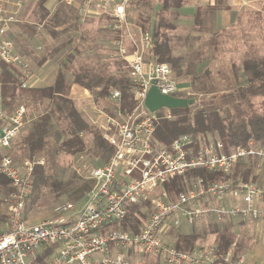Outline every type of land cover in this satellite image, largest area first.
<instances>
[{
	"label": "built area",
	"instance_id": "1",
	"mask_svg": "<svg viewBox=\"0 0 264 264\" xmlns=\"http://www.w3.org/2000/svg\"><path fill=\"white\" fill-rule=\"evenodd\" d=\"M6 1L0 0V62L17 68L20 88L31 89L37 74L10 36L18 16L5 6ZM62 1L82 4L80 21L91 10L111 20L115 48L111 57L123 62L138 105L132 112L115 116L96 102L93 92L72 85L71 99L82 105L86 99L92 100V122L114 152L104 164L91 169L93 187L80 206L65 201L57 204L48 218L32 222L25 211L34 169L44 159L19 162L6 152L25 127L27 108L20 104L8 111L0 94V175L11 187L8 195L0 196V264H257L245 254L235 255L233 249L223 253L217 244L182 251L165 239L182 222L193 224L204 216L264 221V207L259 205L263 186L252 180L234 185L232 179L205 184L202 178H194L187 192L172 199L163 184L196 167L229 174L244 160H264V145L251 140L245 146L227 149L218 139L196 146L188 134L169 145H156L157 116L145 105L148 91L154 85L163 94L177 96L180 84L168 63L150 58L157 47L156 38L129 20L128 9L135 0ZM21 5L22 1H17V8ZM120 95L113 89L109 96L117 101ZM86 109L82 113L87 116ZM164 109L170 118L171 109ZM228 198L235 202L227 203ZM146 202L151 205L146 223L137 231L122 226L130 206Z\"/></svg>",
	"mask_w": 264,
	"mask_h": 264
},
{
	"label": "trees",
	"instance_id": "2",
	"mask_svg": "<svg viewBox=\"0 0 264 264\" xmlns=\"http://www.w3.org/2000/svg\"><path fill=\"white\" fill-rule=\"evenodd\" d=\"M182 2L183 0H162L160 12L157 13L153 25V36L157 40V47L150 56V58L155 61L170 64L173 70H177L178 73L182 71L180 64L182 57L172 54L170 38L163 31L167 32V30L173 31L176 29L177 26L175 21H169L166 13H170V11H172L170 9L180 7ZM138 5L140 4L137 3V6ZM145 5L146 8L149 10L151 9L149 2L145 1L144 7ZM47 16L48 13H45L42 19L47 20L50 24L48 27H50L52 33H55L57 27L62 26L71 18L70 14L68 15L63 7H60L52 18L47 19ZM139 18L143 28L147 30V24L151 23L152 15L145 10L140 12ZM75 19L77 23H79V14ZM27 28V32L29 33L28 36L33 38L35 36V28L32 26H28ZM243 71L246 76L243 81H240L238 76L234 77L236 82L234 90L229 91L223 96H211L210 101L203 106H199L201 100L200 94L212 90H208L204 83L202 84V88L198 87V91L194 88L193 84H190L193 92L192 95L179 92L177 96L194 98L195 103L184 108L171 109L172 115L170 118L166 117L165 109L156 112L157 120L155 122L156 128L154 132L156 145H169L175 138L188 134L195 139L196 146H198L200 142L210 143L211 141L207 139L209 135H217L218 133L219 139L225 143L227 149L230 147L245 146L251 140L254 141L256 145L263 146L264 57L260 59L256 57L248 58L244 63ZM18 74L19 71L17 68L0 62V94L3 98L9 94H11V96L15 94L14 85L17 86L18 90L22 89L20 88V82L17 78ZM71 75L72 78L71 81H69L66 74L59 71L51 84L39 89L38 93L42 99L48 100L46 104L47 108H45V113L36 119L32 128L24 136L21 147H25L31 157L38 153H43L45 152L47 142H49L48 136L53 134L57 138V142H59V149L62 151L70 154H77L90 147V152L106 160L113 154V148L103 138L100 129L93 124L87 116L82 114L76 103L69 98L67 93L68 87L70 82H75V84L94 92L96 102L104 108H110L111 113L118 116L119 112L122 114L132 112L138 105V100L130 88L129 76L127 72H124L107 77L104 74H95L90 69L86 68H82L80 71H74ZM113 89H117L121 92L120 98L117 101H113L109 96ZM101 98L110 99L114 103L111 106H107L102 103ZM236 103L245 104L249 112L248 115L245 116V112H241L238 109L240 106H235ZM3 106L8 111H11L9 109L10 107L5 103V100ZM59 120L63 121L64 125L62 127L58 124ZM81 133L93 135L92 144L90 146H88V142L81 137ZM250 170L251 169L247 171L246 176H248ZM232 172L224 174L222 172H212L205 168L196 167L189 169L183 175L175 176L164 182L163 186L170 197L176 199L180 193L187 192L190 187V183L189 185L188 183L186 184V182L183 184V176L186 178L190 176L202 178L205 184H209L218 180H230ZM246 179L247 177L244 180L246 181ZM237 182L238 181H235L234 185H237ZM57 186L58 183L56 181L50 180L45 166L37 165L35 167L33 172V192L41 187H51L53 189ZM92 187L93 182L91 179L84 180L83 178H78L75 183H66V185L62 187L63 191L56 190L55 188L53 190L59 191L58 194L68 193L72 200H85L86 195L90 192ZM10 191L8 179L0 175V194L8 195ZM138 206L140 205L130 206L126 220L130 219L131 214L135 212ZM213 217L217 218L215 215H212L204 216L202 219H206L205 223L207 226H210L211 231L218 233L216 244L218 245L219 251L225 253L234 244L235 240V234L229 232V227L232 223L227 219L229 217L224 218V221L227 219L225 222H219L223 220H219L218 218V221H215L212 219ZM132 228L133 230H138L135 226H132ZM205 232L206 230L203 233ZM200 236V232L180 235L174 246L177 250L191 251L196 248V239ZM234 254L236 255L235 251Z\"/></svg>",
	"mask_w": 264,
	"mask_h": 264
},
{
	"label": "rangeland",
	"instance_id": "3",
	"mask_svg": "<svg viewBox=\"0 0 264 264\" xmlns=\"http://www.w3.org/2000/svg\"><path fill=\"white\" fill-rule=\"evenodd\" d=\"M17 1L19 0H16L15 2L7 0L5 6L8 7V4L10 3L17 4ZM59 3H61L60 0ZM70 13L71 12H68V15ZM73 13L74 15H70L71 18L66 22V27L64 25L57 27L55 33L51 32L50 27H48L50 24L44 19V26L38 32L36 37L34 36L27 41L19 40L18 42L13 39L16 47L18 44L25 45L27 50L32 53L31 58L32 60H35L34 64L29 61L28 63L34 72L37 71L41 74V77H44V84H41L35 89L28 90H18L17 86L14 85L15 94L13 96L9 94L4 98L5 103L10 107V110H13L19 104H24L27 108V122L25 128L6 152L11 154L19 162L26 158L44 159V163L40 165L46 167L50 180L58 183V186L54 188L59 191L62 190V187L65 186L66 183H75L78 178H83L84 180L90 179L89 176L91 169L95 166L102 165L105 158L90 152V147L77 154H70L62 151L59 149V142H57V138L53 134L48 136L49 142H47L45 152L43 153H38L31 157L25 147H21L24 136L32 128L36 119L45 113V108H47L46 104L48 103V100L42 99L38 93L39 89L46 87V84L51 83L59 71L65 73L69 81H71L72 78L71 73L74 71H80L82 68L90 69L95 74H104L107 77L126 72L123 62L111 57L115 51L112 44L114 33L109 28L111 20L100 14L89 13L83 22L79 21L81 23L79 24L75 19V12ZM38 14L40 16L42 13ZM43 15L44 13L42 16ZM130 16H133L131 20L132 24L137 26L141 24V20L135 9H131ZM166 16L169 21L174 20L173 16ZM48 18L49 14L47 16V19ZM255 19L258 23L259 18L256 17ZM204 27L208 28V25L205 24V20H202L199 22L196 29L201 28L202 30H205ZM46 32H49L51 35L58 37L59 39L63 38L58 42L59 45L57 44L58 46L56 45V48L51 49L50 46H45V43L47 42L45 38ZM163 32L170 38L172 54L182 57L180 63L182 71L178 73L177 70H173V76L177 78L180 84V92L192 95L193 92L190 84H193L197 91L198 87L202 88L203 83L207 86L208 90L212 89L209 92L200 94L201 100L199 106L208 103L213 95L223 96L229 91L234 90L236 87V82L234 80L235 76H238L240 81L245 79V72L242 71L244 69V64H231L232 60L238 61L243 60L244 58V63L247 59V55H255L257 59L264 57V17H262L260 21V40H258L257 33L253 40V36L249 35V40H252V42L250 43V46H248V49H244L239 45L241 41L245 40L246 36H239L237 37L239 39H235L234 35H232V38L228 33H219L218 35L211 33V35L206 33V31L203 33L189 31L186 33H178L171 30ZM253 41H255V47ZM47 55H49V59L45 64ZM74 83L75 82H70L69 84L67 93L70 95V89ZM78 88L84 90L85 87L79 86ZM101 99L102 103L107 106H111L114 103L109 98V100H107V98ZM71 100L76 103L78 108H82V110L83 108H87V116L88 118L91 116L89 119L92 122L94 115L91 109H89L92 108V100L86 99L83 102V105L77 99ZM257 102L259 103L258 100ZM235 106H240L238 109L241 112H245V116L248 115L249 112L245 104L236 103ZM58 124L60 127L64 125L62 120H59ZM83 138L88 142V146L92 144V134L85 133ZM212 138H214V140L219 138L218 133L217 135L210 134L207 139L214 142ZM182 178H184L183 184L186 182L188 185L189 183L191 185V181L194 179L193 176L188 178L183 176ZM53 189L51 187H41L34 192L32 189L25 211L26 219L28 221L38 222L48 218L52 215L54 207L59 203L72 201L77 206H80L84 201L72 200L68 193L58 194L59 191L57 192ZM150 211L151 205L149 202L140 204L135 212L131 214L130 219L123 222L122 226L131 229H133L132 226H135L137 229H140V227L146 223ZM178 230L180 232H191L192 228L183 224ZM208 238L209 236L204 234L201 238L204 241L199 242L196 248L200 249L205 246L216 244L209 242L210 240Z\"/></svg>",
	"mask_w": 264,
	"mask_h": 264
},
{
	"label": "crops",
	"instance_id": "4",
	"mask_svg": "<svg viewBox=\"0 0 264 264\" xmlns=\"http://www.w3.org/2000/svg\"><path fill=\"white\" fill-rule=\"evenodd\" d=\"M10 1L15 2L16 0H10ZM21 1H22V5L21 7L18 8L16 3L8 4V9L14 12L16 16H18V21L13 24L9 32L10 36L17 42L19 40L22 41L30 40L31 37L28 36L29 33L27 32L28 26H32L35 28V37H36L38 32L44 26L43 25L44 23L42 21L43 13L44 14L48 13L49 14L48 19H50L56 13V11L59 10L60 7H63L66 13L71 12L70 15H74L73 12H75V15L78 16L79 14L78 10L82 6V4L80 3L78 4L76 3L74 5H66L61 0H60L61 3H59V0H21ZM145 1L149 2L151 6L150 10L146 8V5L144 7ZM161 2L162 0H135L134 3L131 4V6L128 9L129 20H132L133 17L130 16L131 9H135L138 16L140 12L147 10L148 13L152 15L151 23L147 24L148 26L147 29L153 35L154 34L153 25L157 13L160 12ZM137 3L140 5L137 6ZM170 10L172 11H170V13L169 12L166 13V15L173 16V19L177 26L176 29L173 30L174 32L186 33L189 31V32L203 33L206 31V33L209 34L212 33L216 35H218L219 33H228L231 35V37L232 35H234L235 39H239L237 38L239 36H246L245 40L241 41V43L239 44L244 49H248V46H250V43L252 42L254 37H256V33L258 34V40H260V36H259L260 21L262 17H264V0H183L180 7ZM91 12L93 13L92 10L89 11V13ZM38 13L40 14L42 13V14L39 16ZM256 17L259 18L258 23L256 22L255 19ZM202 20H205V24L208 25V28L204 27L205 30H202L201 28L196 29L197 25ZM79 24L81 23L79 22ZM63 25L66 27V23H64ZM139 26L143 28L141 24H139ZM249 35L253 36L251 41L249 40L248 37ZM45 38L47 40L45 46L48 45L47 47L50 46L51 49L56 48L59 45L58 42L63 39V38L59 39L58 37L51 35L49 32H46ZM253 45L255 47V41H253ZM16 48L19 52H21V54L23 55V57L27 62L29 61L32 64H34L35 60H32L31 58L32 53L29 50H27V47L25 45L18 44ZM248 58H255V55H251V56L247 55V59ZM48 59H49V55H47V60L45 64L47 63ZM243 61L244 58L243 60H238V61L232 60L231 64L243 65L245 63V62L243 63ZM35 72L37 74L36 83L33 85L31 89H35L41 84H44V80H43L44 77H41V74L39 72L37 71ZM56 76L54 77L52 82L55 80ZM79 109L82 113L83 112L82 108ZM212 139L215 142L219 138H216L215 140L214 138ZM106 160L104 161V163L106 162ZM249 169L251 170L248 173V176H246L247 171ZM246 177H247L246 181L252 180L258 183L260 186L264 187V160L258 158H251L244 162L243 161L240 162L234 168L231 179L234 182L235 181L239 182V181H243ZM1 195L3 194H0V196ZM232 202L233 203L235 202L234 198L227 199V203L230 204ZM259 205L261 207H264V197L259 201ZM212 219L218 221L217 218L215 217H213ZM227 219L230 220V222L232 223L231 226L229 227L230 228L229 232L230 233L233 232V234H235L234 244L229 249H233V251H235V253L238 255L239 254L247 255L248 258H250L252 261H255L256 263L264 264V221H243V220L241 221L237 217H229ZM227 219H225V221ZM205 220L206 219L199 218L193 224L182 222V225L185 224L186 226H190L192 228L191 232H180L178 228H180L182 226L181 225L178 228H174V230L172 229L171 233L168 235L165 241L167 243L175 245L178 236L183 234L186 235L195 232H200L201 236L196 239L197 245L199 244V242L204 241L203 239H201L203 234H207L209 236L208 238L210 240L209 242L216 243V238L218 233L211 231L210 226H207ZM225 221L223 220L219 222H225ZM205 230L206 232L203 233ZM148 259L152 260L153 258L149 257Z\"/></svg>",
	"mask_w": 264,
	"mask_h": 264
},
{
	"label": "water",
	"instance_id": "5",
	"mask_svg": "<svg viewBox=\"0 0 264 264\" xmlns=\"http://www.w3.org/2000/svg\"><path fill=\"white\" fill-rule=\"evenodd\" d=\"M194 103V98L166 95L161 93L154 85L150 87L145 99V105L152 113L158 112L164 108H184Z\"/></svg>",
	"mask_w": 264,
	"mask_h": 264
}]
</instances>
